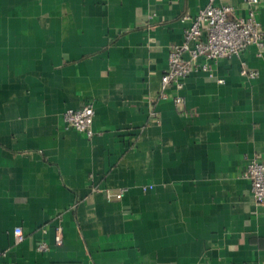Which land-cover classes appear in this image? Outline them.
Masks as SVG:
<instances>
[{
    "label": "crops",
    "instance_id": "1",
    "mask_svg": "<svg viewBox=\"0 0 264 264\" xmlns=\"http://www.w3.org/2000/svg\"><path fill=\"white\" fill-rule=\"evenodd\" d=\"M208 2L0 0V264H264L242 177L264 157V48L191 74L180 106L160 99L183 18ZM88 103L92 139L63 120Z\"/></svg>",
    "mask_w": 264,
    "mask_h": 264
},
{
    "label": "built area",
    "instance_id": "2",
    "mask_svg": "<svg viewBox=\"0 0 264 264\" xmlns=\"http://www.w3.org/2000/svg\"><path fill=\"white\" fill-rule=\"evenodd\" d=\"M244 16L236 15V8L226 0H209L208 4L194 17L185 16L189 23L185 29L184 40L171 47L168 58V69L162 76V91L160 99L168 98V90H176L174 101L177 106L184 103V96L180 93L184 89V80L198 71L209 73L213 77L209 62L221 59L242 58L247 48L255 46L259 56L264 48V30L257 18L261 0H241ZM203 60V62H202ZM241 75L250 79L258 77L256 70L248 68L247 63L241 61ZM223 83V80H219ZM152 115L157 116L156 112ZM95 107L88 103L81 109H69L63 114L66 129L75 130L89 139L96 136L94 130ZM242 177L250 182L254 201L264 205V157L255 156L249 160L242 173ZM146 189V188H145ZM125 190H120L116 199L124 197ZM46 233V229L43 230ZM16 244L25 241L22 228L14 230ZM54 243L63 244V226H56ZM37 250L48 252L50 246L45 241L37 244ZM7 256V251L0 250V260Z\"/></svg>",
    "mask_w": 264,
    "mask_h": 264
}]
</instances>
